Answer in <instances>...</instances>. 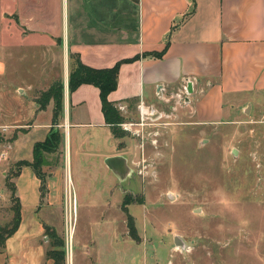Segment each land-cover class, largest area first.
Returning <instances> with one entry per match:
<instances>
[{"label": "crops", "instance_id": "0c3cea01", "mask_svg": "<svg viewBox=\"0 0 264 264\" xmlns=\"http://www.w3.org/2000/svg\"><path fill=\"white\" fill-rule=\"evenodd\" d=\"M162 51L160 59L141 57ZM69 55L95 69L140 57L120 65L108 96L129 120H140L139 106L195 126L217 125L250 108L264 115V0H0V153H6L0 210L10 202L4 186L10 168L32 162L34 145L52 130L62 142L46 159L60 156L61 163L65 156L68 168L75 165L78 200L89 206L93 189V206L124 204L123 196L113 201L115 191L122 193L112 182L128 181L130 172L120 179L106 161L123 157L129 168L128 155L104 121L99 90L84 84L69 92ZM59 68L64 74L53 73ZM58 83L56 124L53 99L40 108L37 98ZM47 167L43 191L30 166L13 179L20 222L0 245V264H53L48 253L58 232L50 215L63 196L55 183L61 165ZM91 173L104 177L102 188L92 187ZM99 243L94 237L82 245L84 260L99 264Z\"/></svg>", "mask_w": 264, "mask_h": 264}, {"label": "rangeland", "instance_id": "374dc122", "mask_svg": "<svg viewBox=\"0 0 264 264\" xmlns=\"http://www.w3.org/2000/svg\"><path fill=\"white\" fill-rule=\"evenodd\" d=\"M162 116L153 123L121 116L123 123L114 126L131 177L112 182L122 193L115 191L113 201L123 196V205H91L93 189L90 205H83L75 165L68 168L65 156L61 163L60 156L51 158L49 164L61 165L55 183L63 196L50 215L65 245L56 252L63 249L65 264L69 256L70 264H95L83 259L82 245L97 237L99 264H264V115L250 108L205 126ZM42 171L46 178L50 169ZM88 178L102 188V175ZM14 207L9 202L0 210L1 231L12 228Z\"/></svg>", "mask_w": 264, "mask_h": 264}, {"label": "trees", "instance_id": "16d2710c", "mask_svg": "<svg viewBox=\"0 0 264 264\" xmlns=\"http://www.w3.org/2000/svg\"><path fill=\"white\" fill-rule=\"evenodd\" d=\"M164 54L162 52H155L149 54H143L141 57H152L160 59ZM140 57L135 56L132 59L122 60L116 63L111 68L95 69L84 65L77 55H69V73H68V90L69 92L75 91L81 85H91L99 90V98L101 103V112L104 117L105 123L110 127L111 133L114 138L122 137L114 128L123 123L118 109L113 102L108 100L110 93L117 88V78L120 65L123 63L132 62L138 60ZM63 86L61 83L53 85L48 91L42 93L41 101H38L40 108H44L48 101L52 98L54 101L53 109V123L57 124L58 116L62 111V99H63ZM62 142V135L59 130H52L46 140L42 143H37L33 148V159L32 162L20 161L16 163L13 169L7 174L4 186L10 194V202L15 204L14 207V220L13 226L8 231L4 232L0 229V243L3 244L4 240L11 236L17 229L20 222V206L18 199L15 196V184L13 179L18 175L20 169L23 166H30L41 183V190L45 188V178L42 171L43 166H51L50 162L46 161L45 154L48 153H59L60 143ZM54 240L52 243V249L48 255L53 260V264H65V254L63 249L56 252L55 247L61 246L63 248L64 241L58 239L57 236H53Z\"/></svg>", "mask_w": 264, "mask_h": 264}, {"label": "water", "instance_id": "95a60500", "mask_svg": "<svg viewBox=\"0 0 264 264\" xmlns=\"http://www.w3.org/2000/svg\"><path fill=\"white\" fill-rule=\"evenodd\" d=\"M187 91L188 93H191L190 84H188L187 86ZM233 154H235V151L233 152ZM126 163V159H124L123 157L110 158L106 161L107 167L120 179H124L125 176L130 172ZM175 243L177 244V241H175Z\"/></svg>", "mask_w": 264, "mask_h": 264}, {"label": "built area", "instance_id": "2783aa9c", "mask_svg": "<svg viewBox=\"0 0 264 264\" xmlns=\"http://www.w3.org/2000/svg\"><path fill=\"white\" fill-rule=\"evenodd\" d=\"M175 98L178 101V103H183L182 98L180 97V95L176 94L175 95ZM119 109H122V107H119ZM139 113H140V120H141V122L144 119H147L148 117H150L151 119H149V120L152 121V123H153V122L156 121V119H159V118H162L163 117L160 113H158V112H156L154 110L145 109V108H143L141 106H139ZM152 118H155V119H152ZM140 125H142V124H140ZM127 126L130 127L131 124H129ZM5 156H6V153L5 152H3V153L0 154V158H4Z\"/></svg>", "mask_w": 264, "mask_h": 264}, {"label": "bare ground", "instance_id": "6f19581e", "mask_svg": "<svg viewBox=\"0 0 264 264\" xmlns=\"http://www.w3.org/2000/svg\"><path fill=\"white\" fill-rule=\"evenodd\" d=\"M72 201H73V200H72ZM72 232H73V229H72L71 233L69 234V239H70L71 236H72ZM69 264H70V256H69Z\"/></svg>", "mask_w": 264, "mask_h": 264}]
</instances>
